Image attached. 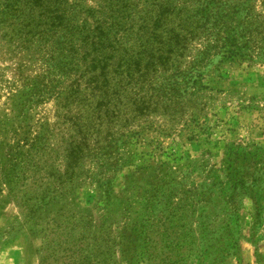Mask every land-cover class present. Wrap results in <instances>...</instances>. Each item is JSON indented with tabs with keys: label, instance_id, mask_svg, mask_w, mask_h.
<instances>
[{
	"label": "rangeland",
	"instance_id": "rangeland-1",
	"mask_svg": "<svg viewBox=\"0 0 264 264\" xmlns=\"http://www.w3.org/2000/svg\"><path fill=\"white\" fill-rule=\"evenodd\" d=\"M0 264H264V0H0Z\"/></svg>",
	"mask_w": 264,
	"mask_h": 264
},
{
	"label": "trees",
	"instance_id": "trees-1",
	"mask_svg": "<svg viewBox=\"0 0 264 264\" xmlns=\"http://www.w3.org/2000/svg\"><path fill=\"white\" fill-rule=\"evenodd\" d=\"M80 91H78L77 93L79 94Z\"/></svg>",
	"mask_w": 264,
	"mask_h": 264
}]
</instances>
